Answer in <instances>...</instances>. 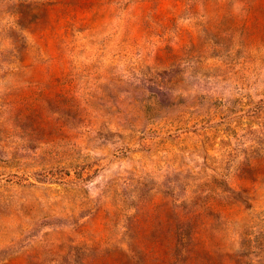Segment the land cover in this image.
I'll return each instance as SVG.
<instances>
[{
  "label": "rangeland",
  "instance_id": "1",
  "mask_svg": "<svg viewBox=\"0 0 264 264\" xmlns=\"http://www.w3.org/2000/svg\"><path fill=\"white\" fill-rule=\"evenodd\" d=\"M0 264H264V0H0Z\"/></svg>",
  "mask_w": 264,
  "mask_h": 264
},
{
  "label": "trees",
  "instance_id": "2",
  "mask_svg": "<svg viewBox=\"0 0 264 264\" xmlns=\"http://www.w3.org/2000/svg\"><path fill=\"white\" fill-rule=\"evenodd\" d=\"M177 236H178V245L180 246V249L186 248L187 236L185 235V233L183 231H179L177 232Z\"/></svg>",
  "mask_w": 264,
  "mask_h": 264
}]
</instances>
